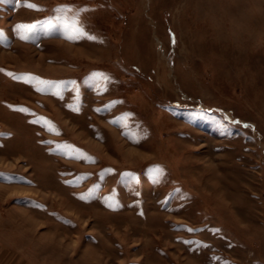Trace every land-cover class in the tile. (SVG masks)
Instances as JSON below:
<instances>
[{
    "label": "rangeland",
    "instance_id": "1",
    "mask_svg": "<svg viewBox=\"0 0 264 264\" xmlns=\"http://www.w3.org/2000/svg\"><path fill=\"white\" fill-rule=\"evenodd\" d=\"M0 264H264V0H0Z\"/></svg>",
    "mask_w": 264,
    "mask_h": 264
}]
</instances>
